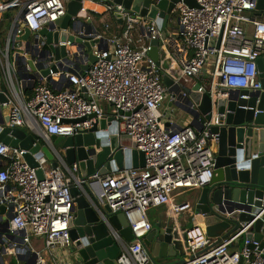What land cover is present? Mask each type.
I'll return each instance as SVG.
<instances>
[{"label": "built area", "instance_id": "built-area-1", "mask_svg": "<svg viewBox=\"0 0 264 264\" xmlns=\"http://www.w3.org/2000/svg\"><path fill=\"white\" fill-rule=\"evenodd\" d=\"M194 1L195 6H177L179 42L162 39L156 22L145 24L128 16L122 24L126 35H132L133 26L146 25L139 33L138 48L121 41L119 35L109 40L99 35L102 49L93 48L96 61L91 64L83 43L95 36L94 31L85 29V23H71L73 29L65 30L55 26L66 17L68 0H0V93L8 98L1 104L10 118L7 125L32 133L51 148L58 163L53 169L45 158L38 160L43 171L40 180L37 169L25 160L26 151L0 140V203L11 214L8 230L15 236L3 256L4 264H12L6 257H16L18 250L24 262L29 257L28 263L53 264L47 252L70 248L73 188L90 203L118 242L117 264H150L152 256L144 241L153 231L151 216L162 210L178 221L191 204L180 202L175 192L210 184L215 174L216 136L207 127L199 131L191 125H167L161 111L167 94L172 103L194 107L189 106L187 94L164 62L152 59V42L161 39L173 60L172 67L180 68L189 87L190 81L192 85L199 83V91L209 89L214 102L231 96L249 101L252 94L262 91L256 61L264 57V20L256 15L258 0ZM81 2L82 9L73 21L86 17L87 3L99 1ZM107 11L113 13L108 6ZM52 25L49 32L60 30L83 42L49 44L41 31ZM25 28L31 32L28 41L22 40ZM56 48L60 54L64 48L65 56L58 58ZM165 75L174 80L170 88L163 83ZM222 90L232 94L222 95ZM242 91L247 94L240 95ZM104 117L114 118L120 133L132 138L136 149L145 154L146 166L83 179L79 165L66 164L52 137L87 133ZM106 207L126 217L131 242L112 229ZM252 226L216 243L204 223L194 224L183 230L189 258L180 264H264L260 242L245 237ZM243 237V247L234 250ZM22 261L18 259L20 264Z\"/></svg>", "mask_w": 264, "mask_h": 264}, {"label": "water", "instance_id": "water-1", "mask_svg": "<svg viewBox=\"0 0 264 264\" xmlns=\"http://www.w3.org/2000/svg\"><path fill=\"white\" fill-rule=\"evenodd\" d=\"M81 1L68 0L66 17L55 22L58 29H73L71 23H82L81 20L73 21V17H76L82 9ZM98 1L104 6L111 7L121 24L125 23L128 16L145 24L156 22L164 40H168L166 27L177 6L180 3L196 5L194 0ZM256 14L260 18L264 15V0H258ZM48 28L53 29L54 26L44 27L41 35L47 38L49 44H58L59 40L83 42L82 39L75 40L71 36L68 37L67 33L60 30L49 32ZM94 35L83 43L91 64L96 61L92 53L93 48L102 49L103 40L98 38L100 34L97 31H94ZM30 36V30L25 28L22 40L28 41ZM55 53L58 58L60 55L65 56V49L62 48L60 54V50L56 48ZM150 55L158 64L163 61L165 68L174 78L178 80L182 78L180 68L172 67L173 60L168 57L161 39L152 42ZM256 64L262 91L252 94L249 101L237 100L236 97L231 96L229 99L219 98L214 102L213 94L209 89L200 92L199 83L189 87L187 82L183 87L179 85V88L187 94L186 100L189 106L194 108L184 107L177 102L174 104L192 118L191 126L194 129L202 131L207 127L217 139L215 174L210 184L191 195V210L195 215L202 217L208 236L216 243L252 223V229L245 237L260 242V248L264 250V57L257 59ZM88 68L89 64L84 70ZM163 83L170 88L174 80L169 75H165ZM227 93L231 92L221 91L222 95ZM246 94V91L240 93V95ZM6 102H8L6 94L0 93V140L11 148L25 150V160L32 168L37 169L38 178L42 180L43 171L39 168L38 160L45 158L53 169L58 167L57 160L51 148L32 133L7 125L10 118L5 115V109L1 106ZM242 106H247L249 109L240 108ZM80 121L83 119L67 121V123ZM52 141L67 165L74 163L79 165L80 176L83 179L95 174L105 176L111 172L143 169L146 166L145 154L136 149V144L130 136L120 133L119 124L114 118L104 117L87 133L67 138L53 136ZM72 195L75 198L73 208L75 212L69 224L72 240V245L68 249L70 264H117L120 246L113 238L109 227L90 203L80 196L77 188L72 189ZM106 218L112 229L123 240L126 242L133 240L131 229L123 214H114L109 207H106ZM0 223L5 225L0 230V264H4L3 256L7 248L12 247L15 236L8 230L10 214L6 206L1 203ZM159 233L160 230L156 227L147 236L144 245L148 250L151 247L149 251L154 259L164 262L171 257L167 252L169 246L161 237L157 240L159 250L156 245L151 244L154 236ZM175 234L178 239V232L175 231ZM175 244L181 249V244L177 241L173 242V245ZM17 253L16 258L22 261L19 250ZM24 264H32V262H24Z\"/></svg>", "mask_w": 264, "mask_h": 264}, {"label": "crops", "instance_id": "crops-1", "mask_svg": "<svg viewBox=\"0 0 264 264\" xmlns=\"http://www.w3.org/2000/svg\"><path fill=\"white\" fill-rule=\"evenodd\" d=\"M87 15L85 18H82V23H85V29L89 31H97L100 35H103L105 38L112 39L115 36L119 35L121 36V41L128 42L131 44L134 48H138V43L137 39L139 36V33L144 30V25L140 26H133L132 28V35H126L123 33L122 29L123 26L119 20L116 18V16L107 11V6H104L101 2H96V3H87ZM257 15V14H256ZM264 20V15L261 17ZM152 23V22H149ZM180 25H179V18H178V13H174L169 21H168V26L166 27V35L168 37V42H179L180 41ZM107 45H104L106 47ZM193 82H189L190 87L194 86ZM166 100V99H165ZM170 104H169V110L164 109L162 113L165 116L166 123L172 122L176 127H178L179 123L175 122L174 120V113L179 110L178 107L175 106L174 103L171 102V99H169ZM165 102V101H164ZM162 109V108H161ZM181 118L179 119L180 122L183 121L184 113H180ZM6 115V113H5ZM187 116V115H186ZM190 118V121L184 122L186 126L191 125L192 118ZM178 125V126H177ZM197 130V129H196ZM4 166L7 164V161H3ZM199 189H179L175 192V197L180 201V202H189L191 204V195L197 192ZM10 214V213H9ZM187 215H190L191 221L188 218ZM11 216V214H10ZM202 218L200 216H197L193 213V210L191 208L184 213L181 214L180 218L178 221H174L170 215H168L165 211L159 210L156 212V214H153L151 216V221L153 222V230L157 229L160 230L159 234H156L154 236L153 241L151 242L152 245H156V247L159 250V247L157 245V240L159 237L163 240V242L169 246L167 248V252L171 255V257L167 258V260H175L179 256H183L185 254V245L183 242V230L191 228L194 224H202V221L199 219ZM203 220V219H202ZM171 222L173 223L171 225ZM204 223V222H203ZM199 224V225H200ZM5 225L0 223V228H4ZM171 229V230H169ZM175 231L178 232L179 238H176ZM153 232V231H152ZM162 233V234H161ZM161 235V236H160ZM177 241L178 244H181V249H178L176 246L178 245H173V242ZM243 247V243L240 241L238 245H236L233 249L236 250L238 248ZM149 250H151V247H149ZM53 252H56L55 254ZM52 253V254H51ZM50 252H47L46 257L49 258L51 263L53 264H70L68 260V250L67 249H60V248H54V251L52 250ZM159 253V251H158ZM184 253V254H183ZM151 254V251H150ZM152 256V255H151ZM29 257L25 258V262L27 263V260ZM153 260H156L152 257ZM24 262H22L23 264Z\"/></svg>", "mask_w": 264, "mask_h": 264}, {"label": "rangeland", "instance_id": "rangeland-1", "mask_svg": "<svg viewBox=\"0 0 264 264\" xmlns=\"http://www.w3.org/2000/svg\"><path fill=\"white\" fill-rule=\"evenodd\" d=\"M125 26H123V29H122V31H123V33H124V30H125ZM1 45L2 46H4L2 43H1ZM206 69L207 68H205V71H206ZM186 83H187V80L186 79H184V78H180V80H179V84H180V86H185L186 85ZM3 88V84H2V76L0 75V90ZM169 99H171V96L169 95V94H167V96H166V100H165V102L163 103V105H162V111L164 110V109H168L169 110V104H170V101H169ZM109 111V113L110 114H112L114 111H113V109H109L108 110ZM164 112V111H163ZM180 113H182V111L181 110H177L175 113H174V120H175V122H177V123H179V124H181V125H179V126H186V124L184 123V122H186V121H190V116H188L186 113H184V115H183V117H184V119H183V121L182 122H180L179 121V119H182L181 118V114ZM187 115V116H186ZM60 150V152H61V154L63 155V153H62V151H61V149H59ZM64 156V155H63ZM188 216V218L190 219V221H191V216L190 215H187ZM173 223L171 222V225H172ZM243 239H244V237L241 239V242L243 243L244 241H243ZM189 258V254L187 253V254H185V255H183V256H179L178 258H176L175 260H167V261H164V262H160V261H158V260H153L152 259V261H151V263L150 264H180V263H183V262H185L187 259ZM6 259L7 260H11V262H12V264H20L19 262H18V259L16 258V257H6Z\"/></svg>", "mask_w": 264, "mask_h": 264}, {"label": "bare ground", "instance_id": "bare-ground-1", "mask_svg": "<svg viewBox=\"0 0 264 264\" xmlns=\"http://www.w3.org/2000/svg\"><path fill=\"white\" fill-rule=\"evenodd\" d=\"M199 219L202 221V224H200V223H199V224H200V225H203V220H202V218H199Z\"/></svg>", "mask_w": 264, "mask_h": 264}, {"label": "trees", "instance_id": "trees-1", "mask_svg": "<svg viewBox=\"0 0 264 264\" xmlns=\"http://www.w3.org/2000/svg\"><path fill=\"white\" fill-rule=\"evenodd\" d=\"M1 28H2V27H1ZM3 35H4V34L2 33L1 36H3ZM28 92H30V91H28Z\"/></svg>", "mask_w": 264, "mask_h": 264}, {"label": "clouds", "instance_id": "clouds-1", "mask_svg": "<svg viewBox=\"0 0 264 264\" xmlns=\"http://www.w3.org/2000/svg\"><path fill=\"white\" fill-rule=\"evenodd\" d=\"M260 18V17H259Z\"/></svg>", "mask_w": 264, "mask_h": 264}]
</instances>
